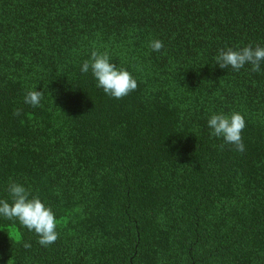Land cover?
<instances>
[{
  "label": "trees",
  "instance_id": "obj_1",
  "mask_svg": "<svg viewBox=\"0 0 264 264\" xmlns=\"http://www.w3.org/2000/svg\"><path fill=\"white\" fill-rule=\"evenodd\" d=\"M246 45L264 0H0V198L23 184L60 221L44 247L0 218V264H264V63L214 59ZM94 50L137 88L81 73ZM220 111L243 152L209 135Z\"/></svg>",
  "mask_w": 264,
  "mask_h": 264
},
{
  "label": "clouds",
  "instance_id": "obj_2",
  "mask_svg": "<svg viewBox=\"0 0 264 264\" xmlns=\"http://www.w3.org/2000/svg\"><path fill=\"white\" fill-rule=\"evenodd\" d=\"M163 46L159 39H153L148 44L154 52H159ZM214 59L215 65L221 69L230 67L233 71H239L247 64L251 65L252 71L258 72L264 63V46L246 45L239 49H219ZM80 72H90L96 86L115 99H120L137 88L136 78L127 69L113 63L107 52L92 51L89 59L81 64ZM42 100L43 94L41 90H36V87L24 96V102L33 107L40 106ZM206 126L210 136L221 139L223 144L233 145L239 152L244 151L242 131L246 122L241 113L212 112L206 119ZM7 193L10 202L9 199L0 198V218L18 222L23 228L34 232L41 246L46 247L54 243L58 238L57 226L60 221L51 207L17 182L8 185Z\"/></svg>",
  "mask_w": 264,
  "mask_h": 264
}]
</instances>
